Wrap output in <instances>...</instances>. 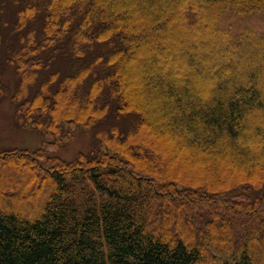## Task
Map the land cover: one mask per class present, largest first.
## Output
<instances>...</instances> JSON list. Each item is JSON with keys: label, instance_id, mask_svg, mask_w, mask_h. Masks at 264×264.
Masks as SVG:
<instances>
[{"label": "trees", "instance_id": "1", "mask_svg": "<svg viewBox=\"0 0 264 264\" xmlns=\"http://www.w3.org/2000/svg\"><path fill=\"white\" fill-rule=\"evenodd\" d=\"M257 16L264 0H0L17 124L99 129L73 161L0 150V264H264Z\"/></svg>", "mask_w": 264, "mask_h": 264}, {"label": "rangeland", "instance_id": "2", "mask_svg": "<svg viewBox=\"0 0 264 264\" xmlns=\"http://www.w3.org/2000/svg\"><path fill=\"white\" fill-rule=\"evenodd\" d=\"M246 22L242 24L246 26L250 24H246ZM263 22L264 18L262 17H252V24H257L256 33L264 31ZM222 25L231 26L233 30L237 31V28H240L239 22H230L229 19L221 21L220 26ZM0 36H6V32L1 28ZM3 54L4 50L0 48V81L15 88L18 84V77L15 79L14 68L3 66ZM72 131L73 135L61 140L54 138L51 134L38 132L32 127L20 126L16 122L11 98L7 95L0 97V150L26 149L34 151L43 147L49 155L73 161L81 152H88L99 141V129L81 130L72 126ZM53 141H57V145H53L51 143Z\"/></svg>", "mask_w": 264, "mask_h": 264}]
</instances>
